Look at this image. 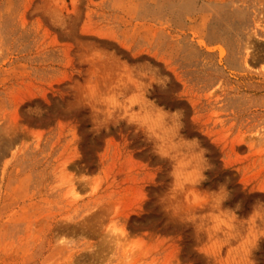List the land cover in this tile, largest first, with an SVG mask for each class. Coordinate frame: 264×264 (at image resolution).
Returning <instances> with one entry per match:
<instances>
[{
  "label": "rangeland",
  "instance_id": "1",
  "mask_svg": "<svg viewBox=\"0 0 264 264\" xmlns=\"http://www.w3.org/2000/svg\"><path fill=\"white\" fill-rule=\"evenodd\" d=\"M0 264H264V0H0Z\"/></svg>",
  "mask_w": 264,
  "mask_h": 264
},
{
  "label": "clouds",
  "instance_id": "2",
  "mask_svg": "<svg viewBox=\"0 0 264 264\" xmlns=\"http://www.w3.org/2000/svg\"><path fill=\"white\" fill-rule=\"evenodd\" d=\"M177 111H182L181 109H178ZM227 179V178H226Z\"/></svg>",
  "mask_w": 264,
  "mask_h": 264
}]
</instances>
